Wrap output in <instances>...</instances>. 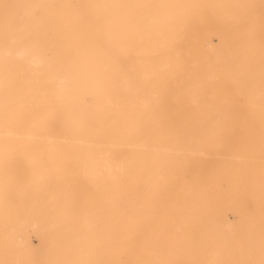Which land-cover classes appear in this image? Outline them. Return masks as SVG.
I'll return each mask as SVG.
<instances>
[{
    "label": "bare ground",
    "instance_id": "6f19581e",
    "mask_svg": "<svg viewBox=\"0 0 264 264\" xmlns=\"http://www.w3.org/2000/svg\"><path fill=\"white\" fill-rule=\"evenodd\" d=\"M0 9V264H20L28 227L57 264H264V0ZM206 148L221 163L203 179ZM231 172L254 200L226 206L252 225L234 236L203 194Z\"/></svg>",
    "mask_w": 264,
    "mask_h": 264
},
{
    "label": "rangeland",
    "instance_id": "374dc122",
    "mask_svg": "<svg viewBox=\"0 0 264 264\" xmlns=\"http://www.w3.org/2000/svg\"><path fill=\"white\" fill-rule=\"evenodd\" d=\"M1 12V9H0ZM185 126V127H184ZM182 130L187 129H195L200 128V130L208 128L204 125V123L199 124L198 126L195 125H182V126H165V129H173V128H179ZM223 130H231L234 132H230L233 139L239 140L240 135L238 134L242 128H249L251 127L250 124L247 126L245 125H233V124H223L220 126ZM185 133V132H184ZM255 137H259L258 133H255ZM218 139V138H217ZM228 143H231L228 142ZM236 141L232 142V145L236 144ZM206 150L210 151L209 154L206 156V167L204 169V173L201 174L203 176V179L210 178L209 173L211 167L214 168L220 165V158L212 156V150L210 148H206ZM43 161H48L50 158L47 155H42L40 157ZM58 160H77L75 157H66V158H58ZM200 176V177H201ZM56 176H52L54 180ZM239 173L237 172H231L229 174H225L222 177H218V179H215L210 185H207L206 188L203 190V194L206 198L210 199L212 201V205H215V207L220 204V206L225 207V209H222V213L224 215L222 216L223 220H227L226 222H230L232 225L230 231V234L238 235L242 231H246L247 233H250L252 230V225L248 221H244L240 218L238 213L231 208L230 206L226 208L227 205L238 204L240 206H244V208L247 209H253V196L250 190V185L246 183L244 180H241L239 178ZM75 180V177L71 174L67 175L65 178V181L72 182ZM220 186V187H219ZM224 204V205H223ZM52 211H56L57 207H51ZM214 211V210H213ZM45 210L42 211V213H38V215H44ZM212 219L206 221L204 226L208 227L205 229L206 234H212L215 233L214 229L211 228V222L215 217H211ZM200 222V221H199ZM235 222V223H234ZM198 223V222H197ZM201 231V230H199ZM217 241V239H213ZM26 251L19 255L17 257L18 262L20 264H30L31 263V257L32 253L34 254V259L36 260L37 264H57L59 261V255L57 253V247L59 246V241H53L51 238L44 237L40 235L38 232H36L34 229L28 227L26 231ZM105 240L102 239L101 244L104 247L105 246ZM238 242V241H236ZM219 245H227L226 240H220ZM235 244V243H233ZM107 246V245H106ZM105 249V248H104ZM212 248H198L195 250V253L199 254L198 257L203 256L202 252L210 251ZM90 257V253L88 254L87 258ZM231 260V259H230ZM51 262V263H50ZM35 263V264H36ZM224 263V262H223ZM226 264V263H224ZM228 264V263H227Z\"/></svg>",
    "mask_w": 264,
    "mask_h": 264
}]
</instances>
